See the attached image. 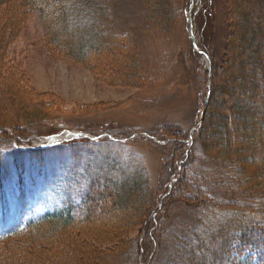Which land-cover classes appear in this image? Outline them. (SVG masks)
<instances>
[{
	"label": "rangeland",
	"instance_id": "obj_1",
	"mask_svg": "<svg viewBox=\"0 0 264 264\" xmlns=\"http://www.w3.org/2000/svg\"><path fill=\"white\" fill-rule=\"evenodd\" d=\"M19 4L0 6V141H7L6 169L22 183L0 194V234L86 196L93 200L92 223L57 233L42 227L1 260L21 256L34 240L36 264H201L204 240L212 248L239 215L260 219L264 79L251 82L246 73H264V0H172L169 24L153 13L154 0H74L77 22L98 13L92 20L98 34L125 39L85 61L69 54L70 37L52 31L53 17ZM14 8L24 13L17 30L5 16ZM220 113L227 117L221 137ZM72 131L121 143L67 144L37 157L12 149H36V138ZM135 175L141 183L133 192H117ZM146 246L156 249L147 262Z\"/></svg>",
	"mask_w": 264,
	"mask_h": 264
},
{
	"label": "trees",
	"instance_id": "obj_2",
	"mask_svg": "<svg viewBox=\"0 0 264 264\" xmlns=\"http://www.w3.org/2000/svg\"><path fill=\"white\" fill-rule=\"evenodd\" d=\"M19 1H20V4H19L20 8L24 7V5L26 7L37 5V6H40L44 10L45 17L49 19H52L53 17L55 21H54V25L51 28L52 31L53 32L58 31L59 37L64 35V37H66L67 40H69L68 39L69 37L71 38V41L69 40L70 41L69 49L71 50L69 54L71 56L72 55L77 56L79 58V59L77 58V60L79 61L80 60L85 61V59L91 54L92 55L98 54L100 53V51L106 50L109 47V43L115 44L116 43L115 41L117 40H119L117 41L118 43L125 42L124 36L122 35L116 36V37H107L104 34L102 35V34L97 33V26L93 24V21H94L93 19L95 18V16L96 17L99 16L98 13L92 12L91 14L88 13L87 15L84 13L82 14V16L87 19L91 16V21L90 22L87 21L86 24L77 22L76 17H74V14H73L75 13V5L73 4L74 0H19ZM9 2L10 0H0V6L5 5ZM154 2L157 4V7L153 8L154 9L153 13H155L158 16V18H165L163 19V21L167 20L166 21L167 24L171 23L170 17L168 18L167 15L170 13L169 5L171 6L173 5L172 0H154ZM207 6H208V3H207ZM207 6H205V10H204L205 16L208 14V10L206 9ZM180 13L182 17L184 18V20H186V15H185L186 12H185L184 7L181 8ZM23 14L24 13L22 12V10H17V8H14L10 13H8V15L6 14L5 16L8 18L7 22L9 21L8 27H11L12 29L17 30L18 24H20L23 20V16H22ZM250 27L252 26L250 25ZM249 36L250 37L254 36L257 39L258 34L257 32L255 33L251 32ZM49 40L51 44L58 45V42L56 40H52L50 38ZM244 42L247 43V40L246 41L244 40ZM244 45L245 44L243 45L240 44L238 47H239V51L242 52V54L244 53L246 56ZM246 46H248V44H246ZM59 47L62 48L61 45H59ZM198 47L201 52H204L200 46ZM249 49L253 51L252 50L253 48L251 46L248 47V50ZM0 53L2 54L0 55V59H4L3 49L1 48H0ZM254 53L257 54L256 58L258 62H260L261 60L259 59L260 54H261L260 51L256 50ZM240 57L244 61V63L247 61V60H244L245 58H242V55ZM258 71L260 70L259 69L257 70V74H258ZM255 72L256 70L255 68H253L250 72L246 73V77H249L251 79V82L257 81V79H264V73L259 72L260 74L258 78ZM251 94H256V93L252 91ZM207 96H208V100H210L212 97V89L209 91V94ZM11 102L12 101H10L9 99L6 102L3 100L2 104L6 108H11L10 106L13 103ZM248 112L250 114L252 111L250 110ZM218 117L220 121L222 122V128L219 131V136L221 137V135L225 133L226 131L227 117L225 116V114H221V113L219 114ZM260 120L261 122H259V124L261 125V130H264V122L262 121V119ZM259 124H258V128H260ZM198 128L200 130L202 128V125L199 126ZM242 128H243V125L240 128V131H242ZM23 136L22 135L16 136V137L13 136V138L16 141H21ZM18 137H20L21 139ZM116 139L117 140H109L105 138V139H102L100 143L99 142L85 143L84 145H79V146H81V148H85L84 146H96L98 145V143L99 144H104V143L113 144V142L114 143L117 142L118 144H120L121 142L119 141V138H116ZM178 140L179 139L175 138L173 141H178ZM5 143H7V141L5 142L0 141V194L2 196L5 195L6 189L8 188L10 184L11 186L15 185V187L19 186L22 188V183L15 182L14 172L11 173V170L6 169L7 163L4 161L5 154L2 155V150H4L5 147L7 146ZM15 143L18 144L19 142H15ZM179 143H183L184 145L186 144L185 141H182ZM70 147L77 148L78 145H73ZM12 149L16 150V152H18L20 155H32L31 157L33 156L37 157L39 156V154H43L44 152H49L48 150L47 151L46 150L45 151H34V150L22 151L14 147ZM50 151L53 152V150H50ZM241 152H244V151H242L241 149ZM183 153H181V155ZM104 161L105 162L103 163V165L108 167V162H107L108 160L105 159ZM137 170L138 169H136L134 172H136ZM46 173L47 172L43 174L46 175ZM19 175L20 173H18V176ZM135 177L136 179L131 182L130 181L123 182V184L118 187L119 189L117 188L118 189L117 192L119 191L121 192L123 191V189L128 191L129 188H132V192H133L134 191L133 186L137 183L140 185L141 183L137 179L139 177L135 175L133 178ZM37 180L39 181L38 177H37ZM98 180L99 178H97L96 180V176L94 175V177L89 178V183L91 184L93 188H95L97 186H100L97 184ZM14 190H12L13 196H14ZM91 203H93V200L87 196L84 197V199L81 200L79 204H76V205L74 203L71 204V202L67 200V204L65 203V205L61 208V210L42 215L40 217H37L34 220H30L29 222L25 223L22 226L15 227L8 232L0 234V264H36V262H38L37 258H39L40 254L37 251L38 250L37 246L33 242L34 240L27 243L29 247L24 249V251L23 249H21V253L24 252L23 254H21V256H15L13 258L9 257L7 258V260H4V259L1 260V259H2V256H5V251L7 249H13L18 246L19 248H21L23 245L22 246L20 245L23 244L22 242L26 240L24 239L26 238L25 237L26 234L33 232L34 235H40V231H42L41 230L42 227L51 229L50 233H57V232H61L64 228L71 227L74 224H78L77 222L86 223V224L92 223L91 210H92L93 204ZM86 212L90 213V215L87 216ZM242 216L243 217L239 215V217L236 218V219H239V221H237L236 223V226L234 225L235 222H233L231 226H227L228 228H226L225 232L222 233L223 229H221V232L217 233L215 237L216 242L213 244L212 248L210 247L209 249V245H210L209 240L203 241L204 245L202 244L201 245L203 246L204 253L200 255L203 258L201 264H204L203 263L204 260L206 261L205 262L206 264H210L212 262V259H213V262L216 261L218 262V264H264V210H262V214L259 215L260 217L259 220H255V218L257 217V215L255 214H252L251 217L247 219L246 217H244V215ZM152 226H154L153 223H152ZM13 240H17V241L15 243L13 242V243L8 244V242H11ZM140 244H142V241L140 242ZM140 247L142 250L143 248L141 245ZM154 247L156 248L155 245ZM154 247L150 249L149 247L146 246L145 252L147 254V257L145 259V262H147L146 260L151 259L155 256L156 249ZM194 253L197 254L196 251H194ZM142 255H143V251L141 253V257ZM254 259L256 260L255 262H253ZM41 262H46L47 264L46 259H44V261H40V263ZM143 263H140V264H143ZM144 264H147V263H144Z\"/></svg>",
	"mask_w": 264,
	"mask_h": 264
}]
</instances>
